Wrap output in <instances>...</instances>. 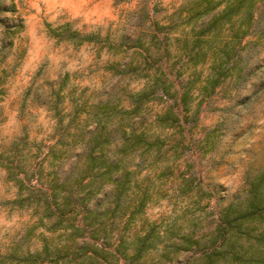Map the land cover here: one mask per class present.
Masks as SVG:
<instances>
[{
    "label": "rangeland",
    "instance_id": "1",
    "mask_svg": "<svg viewBox=\"0 0 264 264\" xmlns=\"http://www.w3.org/2000/svg\"><path fill=\"white\" fill-rule=\"evenodd\" d=\"M15 2L24 28L0 64V264H16L5 257L11 250L67 243V224L56 226L43 209V189H80V177L95 187L89 209L109 208L107 237L92 236L90 227L75 238L87 239L81 264H232L231 254L208 260L205 253L221 211L245 205L249 182L264 171V0L249 15L242 8L199 47V25L220 7L190 19V0ZM204 50L206 60L194 64ZM211 77L218 79L213 88ZM142 91L138 112L129 111ZM118 122L144 142L122 151L113 131L101 144L107 161L118 164L113 180H125L115 207L117 182L103 176L99 152L91 163L87 143L96 125ZM260 225L231 239L247 259L238 264H264ZM150 226L157 246L139 259L118 258L122 230L129 243ZM94 247H105L107 259ZM253 254L263 259L250 260ZM48 259L42 264H73Z\"/></svg>",
    "mask_w": 264,
    "mask_h": 264
},
{
    "label": "trees",
    "instance_id": "2",
    "mask_svg": "<svg viewBox=\"0 0 264 264\" xmlns=\"http://www.w3.org/2000/svg\"><path fill=\"white\" fill-rule=\"evenodd\" d=\"M255 1L257 0H234L223 3V0H190V19L193 17H203L220 7V9L215 14L211 15L206 22H202L199 25L197 39L195 38L196 40L193 41V44L195 42L199 47L201 39L209 37L212 32L218 31L223 25L231 23L232 19L236 16H242L244 14V11H241L242 8L245 7V12L249 15L250 9ZM17 11L18 9L15 0H0V64L5 60L9 52H11L15 37L23 31L24 28L23 20L15 16ZM194 26H196V22H194L191 27L194 28ZM238 34L239 31H236L235 36H238ZM174 39L177 41L178 37L175 36ZM185 42L188 43V40H185ZM227 44L228 43H225L221 49L222 52H226ZM192 50H194V48ZM201 51L203 50L201 49ZM206 52V50L202 53L197 51V53L194 54V64L206 60ZM200 54H202V60H197ZM2 72H4V70L3 68H0V73ZM216 78H218V76H216ZM216 78H208L206 80V85H211L213 88L218 80ZM206 85H203L202 88L205 89ZM136 95L138 96V99L135 103H133L132 109L129 110L134 113L138 112L141 100L146 98V92L142 91ZM126 126L128 127L130 125H123L122 122H118V124L114 128L111 127V129L96 125L93 132L94 134L87 143L88 148H90L89 158L93 152H99L101 159L99 158L100 165H98V167L105 168L102 174L111 181L113 180L111 169L113 166H117L118 164H114L112 161H107V158L104 157L102 151L103 146L101 144L109 140L113 131L115 133L120 132L121 134L120 139L122 151L133 150L137 144L144 142L141 134H137L131 127L128 131ZM90 159L92 163L94 158ZM126 175L127 174H125V179ZM78 179L80 180V183H82L80 189H75L73 186L65 187L64 185L61 186L62 191L58 190L57 187L52 186L43 189V209L49 213V217H55L53 221L56 223V226H60V228H62L63 225L61 224H67L64 228H68L70 231L68 241L71 240V244L68 245V241L62 245L55 244L53 249H48V246L46 245L43 247L44 250H36L34 252L28 251L22 254H18L16 251L11 250L5 255L6 258L15 260L16 264H42L43 262L50 260L48 258L55 261L63 260L65 263L72 262L73 264H81L84 262V256L87 254L85 252L86 245H84V241L87 239L84 238L82 240L83 242L81 241L78 243L75 241V238L81 236V234L90 227L93 228L91 231L92 236L96 237L100 234L107 237L109 228L106 220L109 216L106 217V215L109 208L105 210H100L98 208L90 210L88 201L90 200L91 195L95 192V187L92 186L93 182L83 183L82 177ZM124 181L125 180L117 178L113 180L114 183L117 182L116 191L113 193L112 197V202L115 203V207L120 203L122 194L120 187ZM105 182V180L102 181V183ZM102 183H100L96 191H99ZM145 199L146 192L144 191L140 194L139 199L136 200L138 201L136 208L140 209L144 205ZM127 208L129 210L127 220L130 221L134 215V209L131 211L129 209L130 205H128ZM78 214H80V217H78ZM76 218H78V222L75 224L74 220ZM88 220L89 222L86 223ZM260 224H264V171L256 175L255 178L249 182L245 205L231 202L221 211L215 229L212 232V237H210L212 245L208 246L209 249L205 253V258L210 260L214 256L223 257L225 254H231V258L228 260V263L238 264L239 262H246L247 259L243 256V254H240L239 251H234L232 249L235 244L231 241V239L240 238L242 235L250 233L251 229L258 230L261 226ZM125 232L126 230L123 229L120 235H118V243L114 248V252L119 253L121 256H118V258H123V260H132V258L139 259L145 251L153 249L157 246L155 239L159 235L158 231H155L154 226H150L148 231H146L143 235L134 234L132 237L133 239L129 243L127 242L128 238L124 236ZM161 242L163 241H159V244H162L161 246L163 248L169 247L170 243H168V241L167 243ZM97 249L98 247H94L93 252L96 253L101 251V258L104 260L107 259V253L109 251H106L105 247H101L100 251H97ZM51 254L52 257H49ZM255 256V254L250 255V260L257 262L263 259ZM90 258L93 259V255H91Z\"/></svg>",
    "mask_w": 264,
    "mask_h": 264
}]
</instances>
